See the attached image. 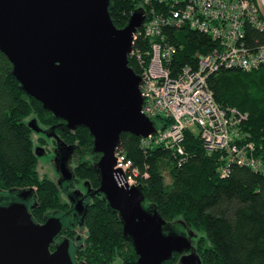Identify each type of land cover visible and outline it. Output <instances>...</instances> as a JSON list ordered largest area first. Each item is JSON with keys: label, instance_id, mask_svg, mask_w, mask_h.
Returning <instances> with one entry per match:
<instances>
[{"label": "trees", "instance_id": "obj_1", "mask_svg": "<svg viewBox=\"0 0 264 264\" xmlns=\"http://www.w3.org/2000/svg\"><path fill=\"white\" fill-rule=\"evenodd\" d=\"M143 2L110 0L109 12L116 27L124 28L135 11H145ZM164 33L178 50L170 64L174 73L193 63L197 52L207 53L214 47L210 37L189 28L167 27ZM247 39L254 44L262 37L248 29ZM135 47L145 49L146 43L138 38ZM129 65L139 75L131 59ZM12 70V64L0 51V191L36 188L33 220L45 221L50 215H57L65 221L69 202L63 200L56 182L40 176L34 131L28 122L36 119L47 130L58 126L55 133L77 149L80 157L74 172L78 183L85 181L94 189L100 187L96 164L101 155L93 153L94 140L88 128L68 131L63 120L21 89ZM209 86L224 110L236 109L248 115L239 126L242 137L238 143H253L255 157L264 162V68L252 72L222 70L210 77ZM156 121L163 129L171 122L162 117ZM119 147L140 171L139 186L146 197L145 206H151L175 228L201 234L194 248L203 264H264V174L233 164L230 175L222 178L220 154L210 153L200 136L191 130L186 132L184 147L188 159L182 166L164 148L144 150L141 138L130 133L121 134ZM83 150L92 159L82 157ZM162 160L170 164V185L165 180ZM84 222L88 235L79 258L85 264H112L117 259L122 264H137L138 256L132 241L124 236L121 216L109 207L103 195L87 205ZM68 226L65 224L64 232ZM179 257L175 253L164 264H175Z\"/></svg>", "mask_w": 264, "mask_h": 264}, {"label": "water", "instance_id": "obj_2", "mask_svg": "<svg viewBox=\"0 0 264 264\" xmlns=\"http://www.w3.org/2000/svg\"><path fill=\"white\" fill-rule=\"evenodd\" d=\"M109 5L110 0H0V51L21 89L63 120L68 131L90 130L93 153L101 155L96 164L101 182L93 195H103L120 214L137 264H164L175 253H185L178 264H203L192 242L195 235L146 207L142 187L130 186L124 170L115 169L121 134L147 138L157 127L142 113V78L129 65L134 35L146 14L135 11L124 28H117ZM28 126L54 138L61 148L58 126L45 131L36 119ZM35 152L47 156L43 148ZM53 162L65 181L75 177L65 164L57 167V157ZM76 210L84 225L87 207L82 200ZM172 227L181 233L168 232ZM63 229L58 217L35 222L22 202L0 206V264H75L69 239L51 249Z\"/></svg>", "mask_w": 264, "mask_h": 264}, {"label": "built area", "instance_id": "obj_3", "mask_svg": "<svg viewBox=\"0 0 264 264\" xmlns=\"http://www.w3.org/2000/svg\"><path fill=\"white\" fill-rule=\"evenodd\" d=\"M142 6L146 21L135 33L129 55L142 78V113L155 124L160 117L171 121L164 129L156 124L155 133L141 138L142 148H164L182 166L188 159L186 132L191 130L210 153L220 154L222 178L230 175L233 164L264 174V162L254 155L255 145L238 143L239 126L248 115L224 110L209 86L210 77L222 70L264 68V0H144ZM167 27L199 31L210 37L214 47L207 53L197 52L193 63L174 73L170 64L178 50L164 33ZM248 29L260 33L262 39L250 44ZM138 38L145 41V49L135 47ZM116 159L115 169L124 170L130 186H139L140 171L120 147Z\"/></svg>", "mask_w": 264, "mask_h": 264}, {"label": "flooded vegetation", "instance_id": "obj_4", "mask_svg": "<svg viewBox=\"0 0 264 264\" xmlns=\"http://www.w3.org/2000/svg\"><path fill=\"white\" fill-rule=\"evenodd\" d=\"M44 130L47 131V129H44ZM39 134L46 136L44 133H39ZM47 140L53 141L55 146H56L55 150H56V157H57V163H56L57 167H59L61 164H65L67 166V168L75 174L74 168H71L70 164L72 163L74 156H76L77 149L75 147L72 148V146L67 145L64 142V140H62L61 138H60V141H61L62 146L60 148V147H58L57 141L54 138H52V137L48 138L47 136H46V138L41 137L38 140V143H40L42 145L37 144L36 147H40V148H43L46 150L45 146L48 143V142H46ZM35 150H36V148H35ZM57 185L60 187L62 193L65 195V197L67 198V200L69 202V207L66 209V212H65V215L67 217L64 218L65 221L63 220L62 216L50 215L49 217L60 218L63 222L64 228H65V224H67V223L69 224V226L67 227V230L65 231L66 234H64L65 232L63 231L56 238L55 244H53L52 251L55 250L57 244L61 243L64 239L67 238L70 240V253H71V256H72L74 263L75 264H85L84 261L79 258L80 251L85 247V240L82 239V237L84 235H82V233L80 234L78 231L80 229V232H83V229L85 227V222L83 225L82 224L83 217H82V214H79L76 210V202H78L79 200H82L85 207H87V205L96 196H98V195H95V196L93 195L94 190H97L98 188L97 189L92 188L91 185L85 181L83 182V185H81L80 182L79 183L77 182L76 175L72 180L65 181L60 172H59V176H58V180H57ZM29 189H33V191L31 193H28V194H24L25 189H16V190H12V191H0V206H8L14 202H22L27 206V208L29 209V211L32 214L33 210H35L36 205H37L36 204L37 203L36 202L37 190H36V188H29ZM29 189H26V190H29ZM24 195H25V197H24ZM37 223L43 224L44 221H40ZM169 231L172 233L178 232V231L174 230L173 227L170 228L168 230V232ZM178 233H181V232H178ZM187 235H188V233H187ZM192 242H193V240H192ZM184 254L185 253L180 254L179 260L182 257V255H184ZM136 263H137V261H136ZM178 263L179 262H177L175 264H178Z\"/></svg>", "mask_w": 264, "mask_h": 264}, {"label": "rangeland", "instance_id": "obj_5", "mask_svg": "<svg viewBox=\"0 0 264 264\" xmlns=\"http://www.w3.org/2000/svg\"><path fill=\"white\" fill-rule=\"evenodd\" d=\"M158 123L160 124V122H158ZM41 137L42 138H46V136H44L42 134H37V133L34 132L33 140L35 142V148L36 149H37V147H36L37 144L38 145H42V144L38 143V140ZM46 142H48L47 145L45 146L46 147L45 153H46L47 156L39 157L38 172H39L41 177H47L50 180H52V181L57 183V179H58L59 174L57 172L56 165L53 162L54 157H56V152L54 150L56 146H55L54 142L51 141V140H47ZM38 148H40V147H38ZM85 153H86V151L83 150V152L81 153V156L82 157L85 156L87 159H92V155L90 153H86V154ZM79 155L80 154L77 151L76 156H74L73 161L70 164L71 168H75L76 167V165L78 163V160H79V157H80ZM48 157H50V158H48ZM161 164L163 165V172H164L166 183L168 185H170L172 183V179H171V176H170V164L167 162V160H162ZM83 182H81V185H83ZM61 195L63 197V200L68 202L67 198L65 197V195L62 192H61ZM78 231H79L80 234L82 233V235H84L82 237V239L86 241V238H87V235H88L87 228L84 227L83 232H80V229ZM192 231L194 232V230H192ZM200 236H201L200 233H197V234L195 233V236L192 237L194 245H196L197 239ZM112 264H122V262H121V260L117 259Z\"/></svg>", "mask_w": 264, "mask_h": 264}]
</instances>
